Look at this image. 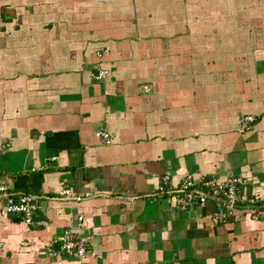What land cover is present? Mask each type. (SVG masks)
Masks as SVG:
<instances>
[{"label":"crops","instance_id":"crops-1","mask_svg":"<svg viewBox=\"0 0 264 264\" xmlns=\"http://www.w3.org/2000/svg\"><path fill=\"white\" fill-rule=\"evenodd\" d=\"M0 181V264H264V0H0Z\"/></svg>","mask_w":264,"mask_h":264},{"label":"built area","instance_id":"built-area-1","mask_svg":"<svg viewBox=\"0 0 264 264\" xmlns=\"http://www.w3.org/2000/svg\"><path fill=\"white\" fill-rule=\"evenodd\" d=\"M109 76V71L105 69H99L97 78L103 79ZM254 116H249L246 118L247 121H254ZM97 136L105 140L106 142H111L112 137L106 131H98ZM165 180L163 189L170 188ZM238 179H233L227 181L223 184L216 185L211 181L204 182V185L207 187L214 188V192L221 194L225 197V201L221 205V211L217 214V219L227 220L230 218L234 210L238 207L237 204L240 203L241 197L237 194L233 184L239 183ZM199 183L197 179L192 176H187L183 178L177 186L172 188V197L175 199V202L183 205L184 207H192L195 202L205 208L207 196L199 190ZM218 191H217V190ZM65 193V192H64ZM246 199H244L245 201ZM38 209L37 196L33 193H13L10 186L4 182L0 181V214L4 217L8 216H20L22 217L25 224L28 226H41L46 225L47 222L44 219L37 218L35 212ZM82 216L79 217V220H82ZM58 240L61 242V247L64 250L74 252L76 255L82 257L86 253L85 240L81 237L76 236L72 231H64L62 235L59 236Z\"/></svg>","mask_w":264,"mask_h":264},{"label":"water","instance_id":"water-1","mask_svg":"<svg viewBox=\"0 0 264 264\" xmlns=\"http://www.w3.org/2000/svg\"><path fill=\"white\" fill-rule=\"evenodd\" d=\"M197 211H200V212L202 213V209H200V208H199V209H197Z\"/></svg>","mask_w":264,"mask_h":264},{"label":"trees","instance_id":"trees-1","mask_svg":"<svg viewBox=\"0 0 264 264\" xmlns=\"http://www.w3.org/2000/svg\"><path fill=\"white\" fill-rule=\"evenodd\" d=\"M237 206H240V204H237Z\"/></svg>","mask_w":264,"mask_h":264}]
</instances>
